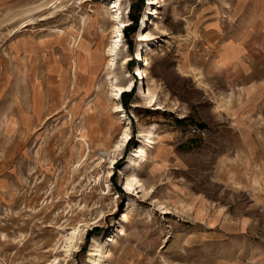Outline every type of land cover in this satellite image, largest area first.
<instances>
[{
    "label": "rangeland",
    "instance_id": "374dc122",
    "mask_svg": "<svg viewBox=\"0 0 264 264\" xmlns=\"http://www.w3.org/2000/svg\"><path fill=\"white\" fill-rule=\"evenodd\" d=\"M158 1L159 19L151 20L164 32L148 26L155 47L143 58L145 82L158 84L166 109L147 108L135 94L136 36L148 0H121L127 26L114 73L120 84L133 77L128 109L120 98L132 135L108 175L100 152L124 126L104 68L114 35L108 0H0V264H264L260 226L236 223L250 210L223 208L235 196L215 174L217 158L204 156L208 136L189 135L192 125L212 129L187 112L181 64L190 41L210 37L188 25L199 6L220 0ZM131 14L140 16L137 31L125 35ZM212 35L214 46L220 34ZM213 86L209 122L226 101L220 82ZM177 99L185 111L173 109ZM152 124L146 161L126 168L139 131ZM126 171L144 190L124 187Z\"/></svg>",
    "mask_w": 264,
    "mask_h": 264
},
{
    "label": "crops",
    "instance_id": "0c3cea01",
    "mask_svg": "<svg viewBox=\"0 0 264 264\" xmlns=\"http://www.w3.org/2000/svg\"><path fill=\"white\" fill-rule=\"evenodd\" d=\"M190 18L192 33L210 37L190 41L186 61L180 63L188 80L187 112L212 129L204 156L217 158L215 174L226 179L225 189L235 196L223 208L249 209L235 217L236 223L258 225L264 233V0L203 4ZM212 34H220L214 46L217 36ZM214 82H220L218 92L226 101L209 122ZM156 90L161 100L162 92ZM172 102L173 109L186 110L179 99L177 105ZM244 198L247 204H239Z\"/></svg>",
    "mask_w": 264,
    "mask_h": 264
},
{
    "label": "bare ground",
    "instance_id": "6f19581e",
    "mask_svg": "<svg viewBox=\"0 0 264 264\" xmlns=\"http://www.w3.org/2000/svg\"><path fill=\"white\" fill-rule=\"evenodd\" d=\"M160 1L158 0H148L147 2V12H145L144 17L142 18L139 26V31L136 36V41L138 42L137 48V60L138 65L135 68V76L139 77L141 80L136 88V96L137 98L144 101V104L147 108L152 110H164L166 106L163 102L159 99L157 94V84L149 86L146 84L145 79L147 78V72L150 68V63L146 61V58H143V55H147L149 52L154 51L155 42L154 39L156 38L155 33L147 32L148 26H154L158 32L162 33L164 30L160 27V22L151 20V18L159 19L158 8L160 7ZM107 5L112 9V21L114 27V35L112 37V41L110 42L109 46L106 49V58H108L104 63V68L107 72V81L110 88L109 97L114 102L112 106L113 112L119 115V118L123 121V127L118 136L117 141L114 143L110 150H103L100 152V159L101 161H108L110 164V170L108 171V175L112 172L111 169L113 168V164L117 161L119 156L122 154L124 148L128 145L131 140V118L127 115L123 106L120 102V98L124 93L133 92L134 90V81L132 75L128 74L125 79V84H120L117 81V77L114 73L117 55L122 47V27L127 26L126 22L122 19V12H121V0H108ZM141 57V58H140ZM98 59V56H96ZM130 58H126L124 63H128ZM145 65V67H143ZM137 105V104H136ZM135 105V106H136ZM157 124H152L149 126L147 130H141L138 133L139 138V145L133 150V152L129 155L126 168L133 170L141 161H146L147 157V150L149 148H153L155 144V132H156ZM86 144V140H84ZM123 185L126 189L133 188L134 185H138L142 189L144 188L143 183L137 179L134 171H130L124 173V182ZM137 187V186H136ZM144 190V189H143ZM166 209V208H165ZM169 211V209H166ZM167 211V212H168ZM171 213V212H170ZM123 230V229H122ZM123 234V233H122ZM77 231L76 229L68 237L70 242L74 241L77 238ZM93 251V250H92ZM91 255H94L93 253Z\"/></svg>",
    "mask_w": 264,
    "mask_h": 264
},
{
    "label": "trees",
    "instance_id": "16d2710c",
    "mask_svg": "<svg viewBox=\"0 0 264 264\" xmlns=\"http://www.w3.org/2000/svg\"><path fill=\"white\" fill-rule=\"evenodd\" d=\"M143 1V0H141ZM132 9V7H131ZM131 20H132V24H130L126 29H125V35H130L131 33H134L135 31H137V27H138V23H139V14L138 15H133L131 14ZM128 37V36H127ZM131 46V43L129 44ZM130 66H133V63L130 64ZM135 92V89L133 90V93ZM122 100H123V106L125 109H128V104H129V93H124L122 96Z\"/></svg>",
    "mask_w": 264,
    "mask_h": 264
},
{
    "label": "built area",
    "instance_id": "2783aa9c",
    "mask_svg": "<svg viewBox=\"0 0 264 264\" xmlns=\"http://www.w3.org/2000/svg\"><path fill=\"white\" fill-rule=\"evenodd\" d=\"M189 135L198 139H205L208 136V130L198 125H192L189 126Z\"/></svg>",
    "mask_w": 264,
    "mask_h": 264
}]
</instances>
